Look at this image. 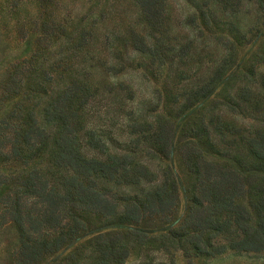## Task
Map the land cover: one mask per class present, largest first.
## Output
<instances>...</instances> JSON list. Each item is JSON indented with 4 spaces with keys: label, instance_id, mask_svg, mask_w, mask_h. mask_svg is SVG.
I'll list each match as a JSON object with an SVG mask.
<instances>
[{
    "label": "trees",
    "instance_id": "obj_1",
    "mask_svg": "<svg viewBox=\"0 0 264 264\" xmlns=\"http://www.w3.org/2000/svg\"><path fill=\"white\" fill-rule=\"evenodd\" d=\"M134 1L147 28L155 31L166 11L164 0ZM198 1L202 10L198 8L197 11L205 19L211 10L233 12L238 6V0ZM186 2L199 6L192 0ZM195 22L194 14H188L184 24L198 31ZM206 25L202 24L204 28ZM83 35L74 48L82 45ZM141 35L130 32L131 49L148 60L149 67L154 65L157 71L162 66L165 70L173 69L176 77L185 82L175 100L179 107L174 119L183 114L179 121L188 123L184 121V113L216 95L227 71L226 58L217 64L210 60L208 66L196 69L193 60L198 55L192 40L169 49L151 34ZM201 36L198 31L196 39ZM219 41L220 45H225ZM114 51L109 47L110 54ZM117 66L119 64L105 65L103 74L115 77L120 73ZM41 73L36 88L37 94L45 98L40 108L42 126L32 107L24 109L13 104L0 116V159L17 163L21 169L13 179V190L4 194L2 202L3 214L14 223L17 232L21 258L18 264H31L40 256L57 251L66 241L78 239L92 215L108 223L107 226H117L116 230L130 227L126 233L138 245L157 243L164 252L173 249L174 241L184 243L194 257L213 256L227 250L250 254L264 252V126L249 132L238 129L234 121L238 115V101H249V85L238 88L232 97L226 94L220 106H213L215 110L223 108L231 117L229 122L223 123L215 112L207 119L202 115L186 130L187 138L182 146L186 166L193 178L190 205L178 224H169L170 220L165 222L164 219L173 213L177 185L172 170L163 163L170 159L174 125L161 114H151V122L135 116L132 111L124 114L127 118L123 126L129 134L141 139L136 143H148L156 150L145 151L163 165L159 168L160 179L156 181L148 166L135 162L130 153L108 152V142L104 138L111 142L115 139L107 128L97 127L88 114L90 103L95 101L101 88L111 92L116 87L128 93L131 99L132 94L126 86L118 80L113 84L104 81L97 85L87 77H73L64 88L55 90L51 88V78L43 75V70ZM21 79L16 70L7 73L0 82V102L15 97ZM45 127L52 129L51 132ZM242 133L248 135L244 145L249 160L234 155L235 140L243 139ZM216 137L224 146L218 158L219 152L214 150ZM123 143L125 141L120 144ZM230 149L234 152L232 155L226 153ZM157 151L161 157L155 155ZM7 183L5 176L0 174V186ZM142 184L147 187L140 188V195L131 196L115 190L120 187L137 189ZM157 216H163L166 227L156 238L136 227L140 221ZM119 232L114 230L111 236H119ZM95 251L93 264H109L110 260L120 263L127 248L118 238L107 236L95 243Z\"/></svg>",
    "mask_w": 264,
    "mask_h": 264
},
{
    "label": "rangeland",
    "instance_id": "obj_2",
    "mask_svg": "<svg viewBox=\"0 0 264 264\" xmlns=\"http://www.w3.org/2000/svg\"><path fill=\"white\" fill-rule=\"evenodd\" d=\"M164 2L166 11L161 16V25L151 31L134 0H0V82L7 73L15 70L22 78L15 97L0 102V116L13 104L24 109L32 107L37 122L42 126L40 108L45 98L37 94L36 88L42 78L41 70L43 75L45 73L51 78V88L55 90L64 88L73 77H87L97 85L104 81L108 84L120 81L130 90L131 99H128V93L116 87L111 92L101 88L95 101L90 103L92 106L88 114L97 127L107 128L115 139V142H111L104 138L108 142V152L130 153L135 162L148 166L156 181L160 179L159 168L163 165L170 167L177 185V199L172 207L173 213L164 221L178 224L190 205L193 184L182 146L187 138L186 130L192 123L202 115L207 119L215 112L223 123L229 122L231 117L228 113L223 108L219 110V107L215 110L213 106H220L226 94L232 97L238 88L249 85V101H238V115L234 120L236 127L252 132V129L264 126V0H238L233 12L227 9L211 10L207 19L197 11L198 8L202 10L198 0H192L199 5L196 7L186 0ZM188 14L196 17L195 24L202 34L201 38L196 39L198 31L184 24ZM203 23L207 24L205 28ZM131 31L139 35L151 34L169 49L192 40L198 55L193 60L196 69L208 66L210 60L217 64L226 58L227 71L216 89V95L198 104L194 110L186 111L184 121L188 123L179 121L183 114L174 119L179 107L175 100L185 82L176 77L173 69L165 70V66H162L157 71L154 65L149 67L148 60L134 52L128 44ZM81 35L82 45L74 48L81 42ZM108 40V44L104 45ZM219 40L225 45H220ZM109 47L115 50L112 54ZM112 64H119L116 68L120 73L115 77L103 74L104 66ZM149 110L151 113H148ZM129 111L150 122L151 114H161L174 125L170 159L164 161L163 165L158 159L145 154L146 150L156 152L154 148L148 143H136L137 139L141 140L140 137L129 134L123 126L127 118L124 114ZM45 128L50 132L52 130ZM241 135L243 139L235 140V153L231 149L226 153L249 160L244 145L248 135ZM218 140L216 137L214 142V150L219 152L216 158L224 152V146ZM123 141L125 143L120 144ZM81 150L87 153L85 148L81 147ZM155 155L160 156L158 151ZM20 170L17 163L0 159V174L8 182L0 186V264H18L21 259L15 225L2 209L3 196L13 190V179ZM146 187L142 184L137 189L120 187L115 190L132 196L140 195V188ZM88 219L86 229L78 235V239L66 241L57 251L40 256L31 264H93L96 259L95 243L107 236L118 238L127 248L126 256L120 263L110 260L109 264H264V252L250 254L227 250L213 256L194 257L189 247L177 241L173 242V249L164 252L157 243L138 245L127 234L130 227L116 230L117 226H107L108 223L95 219L93 215ZM162 219L163 216L146 218L136 227L156 238L159 232L164 233L166 227ZM114 230L120 231V237L111 236Z\"/></svg>",
    "mask_w": 264,
    "mask_h": 264
}]
</instances>
